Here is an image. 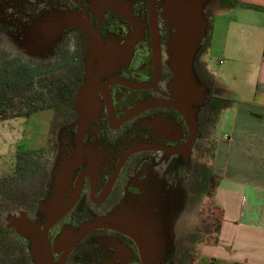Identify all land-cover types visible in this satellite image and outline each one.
I'll return each mask as SVG.
<instances>
[{
    "label": "flooded vegetation",
    "instance_id": "obj_1",
    "mask_svg": "<svg viewBox=\"0 0 264 264\" xmlns=\"http://www.w3.org/2000/svg\"><path fill=\"white\" fill-rule=\"evenodd\" d=\"M171 34L157 0H0V64L63 82L51 169L0 178V264H147L140 240L151 264H187L173 229L212 186L216 104L195 122L173 107Z\"/></svg>",
    "mask_w": 264,
    "mask_h": 264
},
{
    "label": "crops",
    "instance_id": "obj_2",
    "mask_svg": "<svg viewBox=\"0 0 264 264\" xmlns=\"http://www.w3.org/2000/svg\"><path fill=\"white\" fill-rule=\"evenodd\" d=\"M201 63L229 105L212 130L218 232L192 264H264V0H213Z\"/></svg>",
    "mask_w": 264,
    "mask_h": 264
},
{
    "label": "water",
    "instance_id": "obj_3",
    "mask_svg": "<svg viewBox=\"0 0 264 264\" xmlns=\"http://www.w3.org/2000/svg\"><path fill=\"white\" fill-rule=\"evenodd\" d=\"M155 0H150L153 3ZM213 0H157L168 21L172 34L167 44L168 63L172 68L174 80L171 89L174 94L173 107L180 111L189 121H197L206 114L214 94V83L208 73L203 70L201 57L209 36L210 7ZM88 88V87H87ZM86 88V89H87ZM85 90L79 94L77 103ZM190 217V216H189ZM124 220V219H123ZM114 219L102 220L108 227L125 225ZM136 225V224H135ZM134 224H130L131 232H142ZM27 225H22L25 228ZM103 226V225H102ZM38 238V235H35ZM160 237V236H159ZM142 235V239H146ZM173 238V236H172ZM141 242V251L147 264L150 245Z\"/></svg>",
    "mask_w": 264,
    "mask_h": 264
},
{
    "label": "rangeland",
    "instance_id": "obj_4",
    "mask_svg": "<svg viewBox=\"0 0 264 264\" xmlns=\"http://www.w3.org/2000/svg\"><path fill=\"white\" fill-rule=\"evenodd\" d=\"M0 55H4L2 49H0ZM5 55L11 57L15 54L11 53V56L8 54ZM27 57L28 55L26 54L22 56L25 61L28 60L29 57ZM203 59L206 60L205 57H203ZM206 63L208 67V62ZM210 68L209 72L211 75L213 72L219 73L221 69L218 64L214 63V61H212ZM212 80L216 88L225 83L222 82L223 80L217 75H215ZM216 90L218 91V89H215V91ZM217 116L218 115L216 114L212 116L211 128L215 127L218 118ZM51 124L52 115L50 111L38 113L30 118H19L0 122V178H10L11 175H15L18 156L31 151L33 156H35V159L41 163L44 171L45 166L48 164V159V169H51V159L54 157L52 156L53 148L50 139L51 135H49V127ZM208 135L209 140L207 142V148L205 149L206 158L204 161L208 168L213 169V166L211 165L214 161L212 148L215 141L212 135V129ZM42 169L39 173L42 172ZM213 184L216 189L218 180L215 179ZM214 192L215 190L212 193L206 194L208 200L204 203V210L201 214L199 225L194 231L189 232L192 233L194 240L188 244L191 256L187 264H192L197 260L202 244L206 243L209 239L214 240L215 235L213 234L218 232L220 214L217 203L214 199ZM172 239L173 241L176 240L174 236Z\"/></svg>",
    "mask_w": 264,
    "mask_h": 264
},
{
    "label": "trees",
    "instance_id": "obj_5",
    "mask_svg": "<svg viewBox=\"0 0 264 264\" xmlns=\"http://www.w3.org/2000/svg\"><path fill=\"white\" fill-rule=\"evenodd\" d=\"M251 8H257L251 6ZM206 71V70H205ZM41 69H31L26 65L1 63L0 64V122L14 120L16 118H30L33 115L53 110L62 103L55 98L57 89L62 88V79L52 73L44 76ZM211 100L216 104L214 115L229 105L214 91ZM216 143L212 148L215 156ZM20 159V160H19ZM15 174L22 177L36 175L42 169V165L35 159L32 151L18 156ZM208 180L212 184L208 193L215 190L216 176L213 169H208Z\"/></svg>",
    "mask_w": 264,
    "mask_h": 264
},
{
    "label": "clouds",
    "instance_id": "obj_6",
    "mask_svg": "<svg viewBox=\"0 0 264 264\" xmlns=\"http://www.w3.org/2000/svg\"><path fill=\"white\" fill-rule=\"evenodd\" d=\"M208 200L207 195L199 194V201L196 207V212L193 216H182L181 222L178 223L174 229V235L179 237L182 234H187L190 231H194L199 225L201 214L204 210V203Z\"/></svg>",
    "mask_w": 264,
    "mask_h": 264
}]
</instances>
